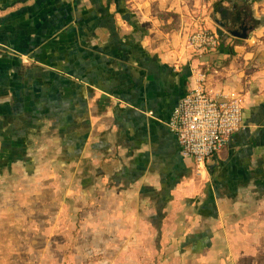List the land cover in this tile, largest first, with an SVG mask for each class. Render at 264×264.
Wrapping results in <instances>:
<instances>
[{
  "label": "crops",
  "instance_id": "obj_1",
  "mask_svg": "<svg viewBox=\"0 0 264 264\" xmlns=\"http://www.w3.org/2000/svg\"><path fill=\"white\" fill-rule=\"evenodd\" d=\"M202 23L222 46L197 58ZM197 75L243 101L244 128L202 165L166 126ZM64 229L112 239L99 264H264V0H0V251L24 262Z\"/></svg>",
  "mask_w": 264,
  "mask_h": 264
},
{
  "label": "built area",
  "instance_id": "obj_2",
  "mask_svg": "<svg viewBox=\"0 0 264 264\" xmlns=\"http://www.w3.org/2000/svg\"><path fill=\"white\" fill-rule=\"evenodd\" d=\"M221 37L202 23L189 35L188 47L194 57L202 58L219 49ZM166 126L176 137L181 156L202 165L244 128L242 98L209 92L204 87V76L197 75L194 86L181 98Z\"/></svg>",
  "mask_w": 264,
  "mask_h": 264
},
{
  "label": "rangeland",
  "instance_id": "obj_3",
  "mask_svg": "<svg viewBox=\"0 0 264 264\" xmlns=\"http://www.w3.org/2000/svg\"><path fill=\"white\" fill-rule=\"evenodd\" d=\"M224 35L228 36L226 34ZM221 46L222 44L220 45V47ZM74 179L79 180V176H74ZM45 183L47 184V182ZM69 188L70 186L68 185L67 191ZM72 191H73V194H76L77 196L73 198L71 204L74 206H78L80 205V203L77 202L76 200H79L80 195L83 194L81 191L80 182H73ZM13 203L20 204L22 203V200H14ZM68 210L70 211V209ZM69 211L67 212L64 210L61 211L62 219L63 217L69 218V216L73 213V211L71 212ZM3 220L9 223L13 221V217L9 215ZM63 224L65 226L66 223H63ZM76 231L77 230H75V232ZM68 232L69 231H67V229H64L63 232H60V234L57 235V237H55L52 242L50 241V239L48 240L44 239L43 241L38 242L36 244L25 245L27 256L32 259H34L35 257L37 261L29 259L24 262H17V260H13L11 258V252H9V250L6 252V249L5 250L3 249L2 251H0V256H2L3 258H7L8 260L3 259V261H0V264H99L98 260L103 259L105 255L102 253H98V251H102V249L104 248H106V250H111L112 239H109L110 241L107 240L106 242L108 243H106L103 246H101V243L96 246L95 244L96 239H94V242H92L93 245L92 244L84 245L83 244L84 238H81L78 235V233H75V232H73L75 233L73 236L71 237L69 236L70 239L72 238V244H69L68 243L69 240L67 237ZM105 239L106 238L102 239L101 241ZM70 245H73V246H70ZM0 247H3L1 242H0ZM119 247L120 246H117V249ZM9 249L11 250V247H9ZM71 258H73L72 261H71Z\"/></svg>",
  "mask_w": 264,
  "mask_h": 264
},
{
  "label": "water",
  "instance_id": "obj_4",
  "mask_svg": "<svg viewBox=\"0 0 264 264\" xmlns=\"http://www.w3.org/2000/svg\"><path fill=\"white\" fill-rule=\"evenodd\" d=\"M232 15L226 11H220L218 17H211V22L219 31L229 37L247 40L249 34L254 30V23L252 21L245 23L242 20L235 21Z\"/></svg>",
  "mask_w": 264,
  "mask_h": 264
},
{
  "label": "flooded vegetation",
  "instance_id": "obj_5",
  "mask_svg": "<svg viewBox=\"0 0 264 264\" xmlns=\"http://www.w3.org/2000/svg\"><path fill=\"white\" fill-rule=\"evenodd\" d=\"M244 23H245V21L244 20H242Z\"/></svg>",
  "mask_w": 264,
  "mask_h": 264
}]
</instances>
